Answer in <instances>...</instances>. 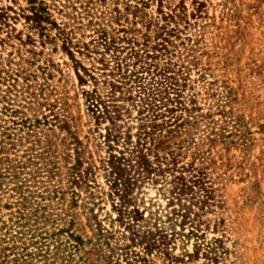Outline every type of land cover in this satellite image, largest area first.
Here are the masks:
<instances>
[{
    "label": "trees",
    "instance_id": "16d2710c",
    "mask_svg": "<svg viewBox=\"0 0 264 264\" xmlns=\"http://www.w3.org/2000/svg\"><path fill=\"white\" fill-rule=\"evenodd\" d=\"M186 1L0 4V264H91L86 244L101 257L109 252L107 232L94 216L85 223L79 219L92 212L98 169L106 177L107 195L117 200L120 219L143 221L133 237L167 264H220L229 254L238 256L223 193L227 183L244 181V202L264 195L256 191L250 159L255 131L240 112L239 86L218 79L211 63L201 61L213 54L205 40L219 28L208 14L209 3ZM239 2L219 3V21H232L228 30L236 38L244 29L238 19L260 13L256 0L247 5L252 11L241 15ZM19 20L23 32L14 27ZM57 51L73 72L95 128L106 122L103 134L90 138L93 149L79 134L78 111L50 87L58 64L49 57ZM132 111L138 121L134 141L120 124ZM156 139L167 142L165 151L151 149ZM100 147L105 155L95 159ZM186 153L189 160H181ZM156 184L157 196L148 198L142 218L136 195ZM210 212L213 220L205 217Z\"/></svg>",
    "mask_w": 264,
    "mask_h": 264
},
{
    "label": "rangeland",
    "instance_id": "374dc122",
    "mask_svg": "<svg viewBox=\"0 0 264 264\" xmlns=\"http://www.w3.org/2000/svg\"><path fill=\"white\" fill-rule=\"evenodd\" d=\"M17 1L19 2L20 0ZM46 1L47 3L49 2V0ZM221 1L207 0V3H209L207 6L208 14L215 15V22L219 28L216 30L212 29L213 36L211 41L210 39L205 40L207 44L213 45L210 51H213V54L208 58L202 55L201 61L205 62L208 60L215 69L214 75L218 79H227L230 85L239 86V91L243 93L240 112L246 119H249L248 125L252 131H255L253 137L256 142L250 151V159L255 163L256 191L264 193V131L258 132L257 127L258 124L264 127V0H257L259 1L260 13L252 14L247 19H238L240 24L244 25L242 35L238 36V38L228 30L233 27L232 21L230 22L226 19L219 21V11L221 9L219 3ZM255 1L240 0V14L247 15V13H250L252 8H247V5L254 4ZM186 3H188V0ZM0 4L9 5L10 0H0ZM151 10H153V7ZM14 27L16 30L24 31L21 20L16 21ZM85 33L89 32L86 30ZM49 58L58 64V71H51L50 87L54 89L57 96H61L68 104L72 105L71 109L78 111L80 115L79 134L88 137V143L91 144L90 149H93L90 138L96 136L97 131L103 134V126L106 122L98 125L99 129L95 128L93 119L87 115L82 105V100L77 93L78 90L72 70L62 64V60L66 58L58 51L51 53ZM224 58H226L225 63H222ZM222 65H224V68H221ZM257 66L261 67L257 69L258 73L256 74L255 69ZM53 97L54 92L50 91L49 99ZM134 117L135 111H132L129 118L120 122L122 125L121 130L128 131L131 134V141L135 139L133 134L136 132L138 123ZM93 130H96V132H93ZM166 145V141L158 142L156 139L152 142L151 149L161 153L165 151ZM232 152L238 155L236 150H232ZM96 154L105 155L104 149L101 147L96 149L95 159H97ZM256 155H259L260 158H255ZM181 160L188 161V153ZM96 164L98 166V163ZM214 177L215 172L212 173L211 178L213 179ZM233 179H237V176L234 175ZM94 182L97 193L96 198L92 200L94 205H89L92 208V212L91 214L82 212L79 215V219L81 223H85L89 215L94 216L100 227L107 232L105 242L108 244L107 247L105 245V249H108L109 252H105L103 257H101L91 244H86L84 251L88 262L91 264H167L155 251H147L143 243H140V239L133 237L132 234L136 233V230L140 233L142 220L138 219L131 224V221L126 222L125 219H120L117 213L119 209L117 200L112 194L110 196L107 195L108 183L101 169L95 172ZM158 186L159 184L154 186L146 185L136 195L135 205H137V213L141 212L142 218L147 215V211L142 208L147 206L148 198H151L152 201L155 200L154 197L157 196L155 189ZM245 188L246 182L232 181L227 183L226 190L223 193L226 205L231 210V226L238 236L240 246H238V256L236 258L233 257V254H229L220 264H264V195L259 194L252 201L244 202L242 189L244 190ZM141 197L143 204H140ZM164 201L162 200V205ZM131 207L129 206L126 210L128 211ZM214 216L215 212L205 215L206 219L209 220H213ZM85 233L88 236L91 234L89 228L85 227ZM211 235V231L208 230L207 236L210 237ZM226 245L230 247L229 241L226 242ZM187 248L190 249V241L187 244ZM173 252H178L177 246ZM201 263V260H197L191 264Z\"/></svg>",
    "mask_w": 264,
    "mask_h": 264
}]
</instances>
